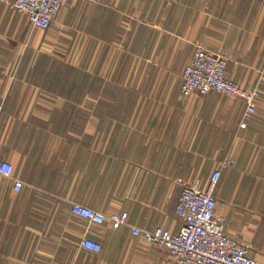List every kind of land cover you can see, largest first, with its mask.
I'll return each mask as SVG.
<instances>
[{
    "label": "crops",
    "instance_id": "1",
    "mask_svg": "<svg viewBox=\"0 0 264 264\" xmlns=\"http://www.w3.org/2000/svg\"><path fill=\"white\" fill-rule=\"evenodd\" d=\"M12 2L0 0V163L23 188L0 181V264H175L132 229L179 233L182 189L229 158L216 214L264 264V0H72L46 31ZM198 47L258 90L254 116L224 95L182 96ZM73 205L127 225H88Z\"/></svg>",
    "mask_w": 264,
    "mask_h": 264
},
{
    "label": "built area",
    "instance_id": "2",
    "mask_svg": "<svg viewBox=\"0 0 264 264\" xmlns=\"http://www.w3.org/2000/svg\"><path fill=\"white\" fill-rule=\"evenodd\" d=\"M72 0H13L14 11L25 14L33 29L46 31L57 19L60 11ZM229 58L225 54L210 53L198 47L193 61L182 73L180 92L188 97L196 94L205 97L212 93L241 101L245 105L244 118L254 116L258 107V90H247L228 78ZM2 105L0 104V114ZM242 127L245 125L242 124ZM233 164L227 159L213 171L204 187L199 183L186 186L179 196L175 213L182 220L183 227L173 234L164 228L140 231L133 228L132 234L141 237L149 246L166 251L175 264H256L250 258L248 246L225 233L223 221L216 214L218 203L215 189L224 168ZM13 181V190L20 192L21 181L15 177L14 168L8 162L0 163V181ZM71 213L88 222V225H102L109 222L113 230L127 225L126 213H113L108 217L97 214L80 205H73ZM84 249L99 253L101 247L83 239Z\"/></svg>",
    "mask_w": 264,
    "mask_h": 264
}]
</instances>
